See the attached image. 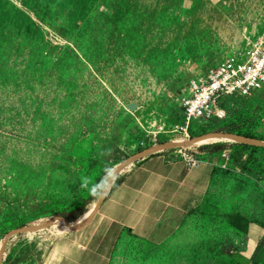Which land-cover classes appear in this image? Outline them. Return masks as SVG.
I'll use <instances>...</instances> for the list:
<instances>
[{
  "label": "rangeland",
  "instance_id": "374dc122",
  "mask_svg": "<svg viewBox=\"0 0 264 264\" xmlns=\"http://www.w3.org/2000/svg\"><path fill=\"white\" fill-rule=\"evenodd\" d=\"M261 36L264 0H0V264H40L163 151L216 156L205 198L161 243L125 236L111 264H241L245 238L264 264L247 233L264 229V88L206 124L176 107Z\"/></svg>",
  "mask_w": 264,
  "mask_h": 264
},
{
  "label": "crops",
  "instance_id": "0c3cea01",
  "mask_svg": "<svg viewBox=\"0 0 264 264\" xmlns=\"http://www.w3.org/2000/svg\"><path fill=\"white\" fill-rule=\"evenodd\" d=\"M203 157L205 160L189 169L175 152L143 158L107 191L85 221L63 231L46 250L42 248L40 264H111L125 236L155 244L169 239L205 198L216 156ZM252 232L264 236L262 228L248 227L247 233ZM262 243L245 238L237 260L261 264ZM248 245L259 252L251 255Z\"/></svg>",
  "mask_w": 264,
  "mask_h": 264
},
{
  "label": "built area",
  "instance_id": "2783aa9c",
  "mask_svg": "<svg viewBox=\"0 0 264 264\" xmlns=\"http://www.w3.org/2000/svg\"><path fill=\"white\" fill-rule=\"evenodd\" d=\"M246 47L224 58L196 82L181 88L176 107L187 125L222 120L226 117L223 106L226 99L264 88V36ZM179 153L188 169L201 162L194 155Z\"/></svg>",
  "mask_w": 264,
  "mask_h": 264
},
{
  "label": "bare ground",
  "instance_id": "6f19581e",
  "mask_svg": "<svg viewBox=\"0 0 264 264\" xmlns=\"http://www.w3.org/2000/svg\"><path fill=\"white\" fill-rule=\"evenodd\" d=\"M170 145H166V146H162V147H159V148H167L169 147Z\"/></svg>",
  "mask_w": 264,
  "mask_h": 264
},
{
  "label": "water",
  "instance_id": "95a60500",
  "mask_svg": "<svg viewBox=\"0 0 264 264\" xmlns=\"http://www.w3.org/2000/svg\"><path fill=\"white\" fill-rule=\"evenodd\" d=\"M106 193H107V191L104 193V195L102 196V199L101 200H103V198H104V196H105Z\"/></svg>",
  "mask_w": 264,
  "mask_h": 264
},
{
  "label": "trees",
  "instance_id": "16d2710c",
  "mask_svg": "<svg viewBox=\"0 0 264 264\" xmlns=\"http://www.w3.org/2000/svg\"><path fill=\"white\" fill-rule=\"evenodd\" d=\"M113 188V187H112ZM112 188L109 190V191H111L112 190Z\"/></svg>",
  "mask_w": 264,
  "mask_h": 264
}]
</instances>
